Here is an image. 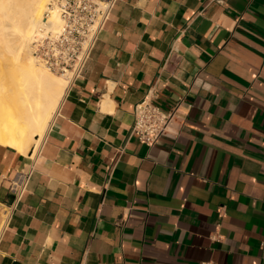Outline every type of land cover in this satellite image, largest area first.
Here are the masks:
<instances>
[{
  "label": "crops",
  "instance_id": "0c3cea01",
  "mask_svg": "<svg viewBox=\"0 0 264 264\" xmlns=\"http://www.w3.org/2000/svg\"><path fill=\"white\" fill-rule=\"evenodd\" d=\"M0 264H264V0H117L37 153L0 142Z\"/></svg>",
  "mask_w": 264,
  "mask_h": 264
},
{
  "label": "bare ground",
  "instance_id": "6f19581e",
  "mask_svg": "<svg viewBox=\"0 0 264 264\" xmlns=\"http://www.w3.org/2000/svg\"><path fill=\"white\" fill-rule=\"evenodd\" d=\"M52 0H0V142L37 153L58 109L69 74H56L33 55L43 14ZM50 31L62 27L53 6Z\"/></svg>",
  "mask_w": 264,
  "mask_h": 264
},
{
  "label": "built area",
  "instance_id": "2783aa9c",
  "mask_svg": "<svg viewBox=\"0 0 264 264\" xmlns=\"http://www.w3.org/2000/svg\"><path fill=\"white\" fill-rule=\"evenodd\" d=\"M117 0H52L43 14V25L48 24L51 8L57 6L62 21L60 30L54 32L42 25L40 36L33 44L34 57L50 71L69 74L73 80L84 68L90 52L100 33L110 20ZM179 119V105L169 112L162 111L151 98L145 97L137 105L132 134L141 143L157 144L171 133ZM33 163L18 173L11 181L10 211L17 208L27 194L33 174ZM224 206L220 208L222 212Z\"/></svg>",
  "mask_w": 264,
  "mask_h": 264
},
{
  "label": "rangeland",
  "instance_id": "374dc122",
  "mask_svg": "<svg viewBox=\"0 0 264 264\" xmlns=\"http://www.w3.org/2000/svg\"><path fill=\"white\" fill-rule=\"evenodd\" d=\"M50 71V70H49ZM53 72V71H52ZM54 73H56V72H54ZM56 74H61V73H56ZM69 80H70V82H71V79L69 78Z\"/></svg>",
  "mask_w": 264,
  "mask_h": 264
}]
</instances>
